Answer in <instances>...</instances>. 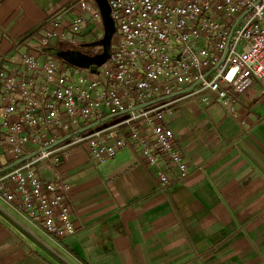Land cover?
<instances>
[{"label":"crops","instance_id":"crops-1","mask_svg":"<svg viewBox=\"0 0 264 264\" xmlns=\"http://www.w3.org/2000/svg\"><path fill=\"white\" fill-rule=\"evenodd\" d=\"M80 13L78 0H0V69L21 66L28 51L90 48L104 35L103 20L85 24L75 44H42L48 28L72 36ZM231 95L236 116L213 94L208 103L195 96L173 103L165 122L187 175L166 166V188L133 146L99 161L84 142L59 164L38 163L37 176L70 184L76 232L54 236L0 200L10 213L0 209V264H264V88L251 79Z\"/></svg>","mask_w":264,"mask_h":264},{"label":"built area","instance_id":"built-area-1","mask_svg":"<svg viewBox=\"0 0 264 264\" xmlns=\"http://www.w3.org/2000/svg\"><path fill=\"white\" fill-rule=\"evenodd\" d=\"M108 4L117 38L110 58L95 71L43 51H28L21 66L0 69V200L57 237L76 232L70 184L37 176L38 163L59 164L84 142L99 161L133 146L157 169L166 188V166L187 175L174 130L165 122L173 103L182 96L208 103L213 94L236 116L231 94L246 90L251 79L264 88V0ZM78 5L72 36L48 28L44 46L54 40L75 44L85 24L102 22L101 10L90 0ZM107 114L114 118L111 123L79 132ZM3 157L8 163L23 161L4 170Z\"/></svg>","mask_w":264,"mask_h":264},{"label":"water","instance_id":"water-1","mask_svg":"<svg viewBox=\"0 0 264 264\" xmlns=\"http://www.w3.org/2000/svg\"><path fill=\"white\" fill-rule=\"evenodd\" d=\"M96 1L98 2L99 8H100L101 13H102V19H103V24H104V35L99 40L92 42L90 44V46L91 47H101V51L97 52L92 57H84L83 59H80L79 62H76V61L69 59V57H67L66 55H64V51L59 49V48H52V50H51L52 54L57 55L59 57H62L68 63H70L72 65L79 66L81 68H93L92 71H95V67H99V66L103 65L110 58L113 37L116 33V22H115V19L111 15V8L108 4V0H96ZM191 89L192 88H190L189 90H191ZM189 90H186V91H189ZM107 118H105L103 120L96 121L93 124H91L90 126L79 130V132H82L84 130H87L89 128L97 126L102 121L106 120ZM76 133H78V132H76ZM69 137L70 136H66L64 138L59 139L54 145L62 143L63 141H65ZM5 169L6 168H4V170ZM0 209L7 212L10 215V213L1 204H0ZM59 256L62 258L61 255H59Z\"/></svg>","mask_w":264,"mask_h":264},{"label":"flooded vegetation","instance_id":"flooded-vegetation-1","mask_svg":"<svg viewBox=\"0 0 264 264\" xmlns=\"http://www.w3.org/2000/svg\"><path fill=\"white\" fill-rule=\"evenodd\" d=\"M64 51V55H66L67 57H69V59L79 62L80 59H83L84 57H92L93 55L96 54V52H85V49H81V48H73V49H69V50H63Z\"/></svg>","mask_w":264,"mask_h":264},{"label":"rangeland","instance_id":"rangeland-1","mask_svg":"<svg viewBox=\"0 0 264 264\" xmlns=\"http://www.w3.org/2000/svg\"><path fill=\"white\" fill-rule=\"evenodd\" d=\"M94 25V23H92ZM95 26V25H94ZM103 37V36H102ZM89 39H93V40H96L97 38L95 37V33L92 32V34H90L88 36ZM117 38V34L115 33L114 37H113V41H115ZM92 41V40H90ZM99 52L101 51V47H90V48H87L86 49V52Z\"/></svg>","mask_w":264,"mask_h":264}]
</instances>
